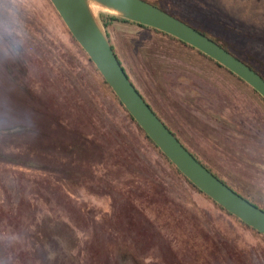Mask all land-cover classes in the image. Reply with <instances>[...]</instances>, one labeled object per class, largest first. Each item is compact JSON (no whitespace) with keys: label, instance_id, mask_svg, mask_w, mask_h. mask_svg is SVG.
Masks as SVG:
<instances>
[{"label":"rangeland","instance_id":"374dc122","mask_svg":"<svg viewBox=\"0 0 264 264\" xmlns=\"http://www.w3.org/2000/svg\"><path fill=\"white\" fill-rule=\"evenodd\" d=\"M156 1L264 75V0ZM60 17L0 0V264H264V236L158 153ZM105 30L186 145L264 207V101L172 37Z\"/></svg>","mask_w":264,"mask_h":264},{"label":"water","instance_id":"95a60500","mask_svg":"<svg viewBox=\"0 0 264 264\" xmlns=\"http://www.w3.org/2000/svg\"><path fill=\"white\" fill-rule=\"evenodd\" d=\"M72 36L141 128L196 187L264 235L260 209L205 167L168 128L133 84L102 24L99 11L172 35L215 60L264 98V78L223 46L145 0H50Z\"/></svg>","mask_w":264,"mask_h":264},{"label":"trees","instance_id":"16d2710c","mask_svg":"<svg viewBox=\"0 0 264 264\" xmlns=\"http://www.w3.org/2000/svg\"><path fill=\"white\" fill-rule=\"evenodd\" d=\"M159 8H161L162 10L166 11L167 13H170L171 15H173L174 17L184 21L185 23L191 25L192 27H194L195 29L199 30L200 32H202L203 34H205L206 36H208L209 38H211L212 40H214L215 42H217L219 45L223 46L227 51H229L231 54H233L234 56H236L238 59L242 60L243 62H245L247 65H249L252 69H254L256 72H258L263 78H264V75L259 71L257 70L253 65H251L250 63H248L247 61H245L244 59H242L240 56L236 55L233 51H231L226 45H224L222 42H220L218 39L214 38L213 36L207 34L206 32L202 31V29H199L198 27L194 26L193 24H191L189 21H187V18H185L184 16H182L181 14L179 13H176L174 11H170V9H168L167 7H165L162 3H160L159 1H156V0H145ZM60 16V15H59ZM61 18V17H60ZM115 21H122V22H125V23H129V24H133V25H137L141 28H144V29H149V30H152L156 33H159V34H163V35H166L168 37H172V39L174 40H177L179 42H181L182 44H184L185 46L187 47H190L191 49L197 51L199 54L207 57L208 59L214 61L219 67L221 68H224L226 69L225 67L221 66L219 63H217L215 60L211 59L210 57L206 56L205 54L201 53L200 51H198L197 49L193 48L192 46L178 40L177 38L173 37L172 35H168L164 32H161L159 30H156L153 28H149V27H145V26H142L140 24H136L134 22H131V21H128V20H124V19H121V18H117L115 16H112V15H104L102 16V22L105 26L106 29H108L109 27H111V25L113 24V22ZM72 35V33H69ZM109 36V35H108ZM74 38V37H73ZM110 38V37H109ZM75 39V38H74ZM111 40V39H110ZM77 42V41H76ZM78 43V42H77ZM112 43V41H111ZM80 46V45H79ZM112 46L116 52L117 49H115L113 43H112ZM81 47V46H80ZM83 50V49H82ZM84 53L86 54V56L88 57L89 61L93 64V66L96 68V71L98 72V74L101 76L102 80H103V83L104 85L108 88V90L113 94V96L116 98V100L119 102L120 105H122L123 109L125 110V112L128 114V116L130 117V119L137 125L138 129L144 134V136L146 137V139L157 149V151H159L158 153H160L165 159L166 161L175 169V171L181 176L183 177L191 186L194 187L195 190H197L199 193H201L202 195L206 196L208 199H210L216 206H218L222 211H224L226 214H228L230 217L234 218L235 220H237L240 224H242L245 228L253 231L254 233L256 234H259V235H263L261 233H259L258 231H256L255 229L251 228L250 226H248L247 224H245L244 222H242L239 218H237L236 216L232 215L231 213H229L227 210H225L222 206H220L219 204H217L215 201H213L209 196H207L205 193H203L198 187H196L180 170H178L177 166L175 164H173L166 156L165 154L160 150V148L153 142V140L148 136V134L141 128V126L138 124V122L135 120V118L130 114V112L126 109V107L123 105V103L121 102V100L118 98V96L115 94V92L113 91L112 87L107 83V81L105 80V78L103 77V75L101 74V72L98 70V68L96 67V65L92 62V60L90 59L89 55L85 52V50H83ZM117 54V53H116ZM120 60V58H119ZM122 66L124 67L122 61L120 60ZM125 69V67H124ZM229 73H231L232 75H234L239 81H241L242 83H244L245 85H247L250 90L259 98H261V100L264 101V98L258 94L252 87H250L247 83H245L243 80H241L238 76H236L235 74H233L231 71H229L228 69H226ZM126 71V69H125ZM126 73L128 74V72L126 71ZM129 78L131 79L130 75L128 74ZM132 81V79H131ZM133 82V81H132ZM133 84L135 85V83L133 82ZM136 86V85H135ZM136 88L138 89V87L136 86ZM139 90V89H138ZM139 92L141 93V91L139 90ZM142 94V93H141ZM142 96L145 98V100L150 104V106L152 107V109L156 112V114L162 119V121L168 126V128L174 133V135H176L178 137V139L183 143V145L188 149L186 143H184V141L182 140V137L181 135H179L177 133V131H175L173 129V127L166 121V119L159 113V111L148 101V99L142 94ZM178 134V135H177ZM189 150V149H188ZM195 156V155H194ZM196 157V156H195ZM204 166H206L201 160L200 158L196 157ZM208 168V167H207ZM210 170V169H209ZM212 172V171H211ZM214 174V173H213ZM217 176V175H216ZM218 177V176H217ZM219 178V177H218ZM220 179V178H219ZM220 180H224L223 178H221ZM224 182V181H223ZM225 184L229 185L230 188H232L234 191H236L238 194H240L241 196H243L245 199H247L248 201H250L251 203H253L254 205H256L257 207H259L260 209L264 210V207L262 205H260L259 203H257L256 201L250 199L248 196L244 195L242 192H240L239 190H237L236 188H234L230 183L228 182H224ZM264 236V235H263Z\"/></svg>","mask_w":264,"mask_h":264},{"label":"flooded vegetation","instance_id":"af4514ba","mask_svg":"<svg viewBox=\"0 0 264 264\" xmlns=\"http://www.w3.org/2000/svg\"><path fill=\"white\" fill-rule=\"evenodd\" d=\"M150 105V104H149ZM178 135V134H177ZM179 137V136H178ZM185 143V142H184ZM188 147V146H187ZM188 149H189V151L191 152V153H193V155H195L196 157H198V158H200V156H199V154L197 153V152H194V150L192 149V148H190V147H188ZM200 160L206 165L205 167H208V169H210L211 171H212V173H214V175H217L220 179H221V177L206 163V162H204L201 158H200ZM224 182L226 181V180H223ZM227 182V181H226Z\"/></svg>","mask_w":264,"mask_h":264}]
</instances>
